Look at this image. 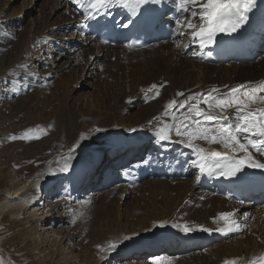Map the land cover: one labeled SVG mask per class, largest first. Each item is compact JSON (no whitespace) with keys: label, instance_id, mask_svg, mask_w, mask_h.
<instances>
[{"label":"bare ground","instance_id":"6f19581e","mask_svg":"<svg viewBox=\"0 0 264 264\" xmlns=\"http://www.w3.org/2000/svg\"><path fill=\"white\" fill-rule=\"evenodd\" d=\"M150 1L165 7H171L178 2ZM55 6L64 14L62 16L68 23L66 26H71L74 31L67 37L62 35V28L65 30V26L56 30L47 23L40 24L33 29L34 34L30 40L35 36L38 38L33 40L32 45L40 39L47 55L53 51L51 49L54 45L59 46L62 54L64 51L73 52L74 58L80 61L82 71L79 73L75 70L74 76L57 72L54 86L48 88L47 72L52 70L48 67L50 62L44 55H39L38 61L44 67V75L39 70L33 71V65L28 67L32 63L30 57L24 58L29 52L26 49L29 42L20 49V40L14 49L19 50L18 55L23 54V57L19 56L16 63L8 67L2 63L0 84L10 85V90L3 95L6 96L5 99L0 88V137L3 133L7 134L8 126L13 124L11 121L14 113L10 108L13 98L27 91L42 89V93L34 95L30 104L38 111L39 122L46 121L48 124V145L54 146L57 155L55 160L49 159L47 162L50 164L46 165L49 166L47 179L42 178L43 167H33L34 169H29V175L13 188V193L0 178V221L7 216L6 210H22L25 205H31V197L41 194L47 203L44 208L47 212L54 211L57 215L55 220L61 223L58 230L60 233L63 224L68 225L75 215L72 209L82 212L84 205H80V197L90 195L95 203L91 206V217L98 228L95 231V240L91 246L83 244L82 249L73 251L72 248L70 251V256L81 264H157L158 261L161 264H173L176 259L183 260V264H224L226 260L236 259L237 264H240L239 258L250 260L264 254V199L256 196L239 203L223 196L219 192L223 184H220L218 171L201 173L192 165V161L197 159L194 148H189L187 143H181V137L176 136L174 131L171 133V140L177 143L175 145H168L167 140H161L157 132L165 124L174 123L171 116L163 115L165 106L171 99L180 101L193 93L206 94L213 87L224 93L239 84L264 81V51L245 62L208 64L197 56L208 52L212 44L201 49L198 43H192L188 30L184 27L179 31L185 34H178L177 23L172 40L129 51L123 44L106 46L76 31L77 26L89 17L76 0H57ZM18 12L20 10H16L14 15ZM1 15L4 16V11H0V17ZM189 19H192L190 13H181L178 20L186 25ZM23 20V17L17 21L11 18L9 22L0 19V34H7L9 29L6 25L21 31ZM194 22L199 23L198 20ZM261 42H264V31L258 35V44ZM25 50L27 52L23 53ZM97 58L105 61L108 66L102 73L100 88L76 99V91L72 86L77 83L76 73H79V82L84 69L90 63L93 66V61ZM111 64L115 65L111 68ZM87 74L91 75L89 72ZM152 84L162 85L159 87L160 95H153L154 98L148 91ZM181 92L185 95L177 96ZM131 100H134L133 103ZM201 107L206 106L201 104ZM170 111L180 116L187 111V106ZM228 114L231 115V110ZM33 117L27 115L29 121ZM69 132L76 135L72 141V148H75L63 152L61 150L69 140ZM196 143L205 148L223 150L220 145H208L203 141ZM157 147L173 148L174 152L186 156L189 159L190 173L175 179L174 185L158 177L141 182L134 181V173L129 166L141 164L144 169L150 168L152 164H147L145 157ZM8 150L6 157L11 154ZM255 155L257 159L264 158L260 154ZM7 159L3 162H7ZM65 162L69 164V168L61 171ZM102 170L103 185L106 188L114 182L119 183L117 194L120 200L106 203L107 195L103 194L97 199L92 195L96 188L93 180ZM241 173L264 174V169L245 167ZM17 174L25 176L22 170H18ZM117 174L120 177L116 179ZM57 177L59 179L55 182ZM208 177L211 185L206 187L204 184ZM28 179L30 182L27 184ZM21 184L24 185L22 188ZM141 184H146L143 192L139 188ZM89 191L91 192L88 194ZM125 194L134 195L133 203L126 205L122 201L121 196ZM222 212H234L241 229L229 232L228 235L215 231L216 228L224 227L225 222L220 218ZM186 225L192 229L191 232L184 231ZM205 228L212 230L204 231ZM72 233L73 231H68L64 235L68 244L73 242L71 239L74 236H78L75 232ZM133 233L141 236L120 247H108L110 243L114 244V241ZM19 236L12 234L10 238L15 247L18 246ZM1 245H5V241ZM158 249L162 250L160 255L155 253ZM4 250L8 253L7 249ZM150 252L153 255L145 260ZM131 255H136L139 261H123ZM15 258L20 261L17 255ZM47 262L45 260L41 264ZM68 264L75 262L70 259Z\"/></svg>","mask_w":264,"mask_h":264},{"label":"rangeland","instance_id":"374dc122","mask_svg":"<svg viewBox=\"0 0 264 264\" xmlns=\"http://www.w3.org/2000/svg\"><path fill=\"white\" fill-rule=\"evenodd\" d=\"M56 1L57 0H0V11H4V16L2 17L1 15L0 19H5L9 22L11 18L16 21L21 17L24 18L21 31L17 30V28L14 26L10 28V26L6 25V28L9 29V31L6 35L0 34V73L2 63L5 64L6 67H8V65H14L13 63H16V59L19 56V58L23 57V54L18 55L19 50L14 49V46L16 45L18 40L21 41L19 44L20 49L23 48V45L25 43L27 44L29 42L27 44L28 47L26 48L29 52L26 53L27 50H25L23 53H26V56L24 55V58L30 57L29 59L32 63H30L28 67L33 65V71L39 70L41 72L40 74L44 75V67L38 61L39 55H44L45 59L50 62L48 67L52 68V70L47 72L48 76L46 85L48 88L54 86L57 79V72L59 74H65L67 76H74L75 70L80 73V61L79 59L74 58L73 52L64 51V53L62 54L59 46L54 45L51 49L53 51L50 52L49 56L45 54L43 50L44 46L40 39L36 41L34 45H32L38 38L37 36L33 38L34 41L32 39L30 40L31 35L34 34L33 29L35 28V26L44 23H47L49 27L51 26V28L54 27V29L56 30L62 28V26H65V30H63L62 28V35L70 37L69 35L74 31V29H72L71 26H66L68 23L66 20H64V16H62L64 14L61 13V10L56 8ZM16 10H20V12H18L17 14L15 13L14 15V12ZM24 34L26 36H24ZM261 52L262 49L259 48L256 55H259ZM93 62V66L90 63L89 65H87V68L84 69L85 71L83 70V77L79 79V82V73L77 72L75 75L76 82L78 84L74 83L72 86L76 91V99L81 95L85 97L90 92H95L98 88H100L102 73L108 68V66L106 65L107 63L102 59L97 58L94 59ZM114 65L115 64H111L110 67L112 68ZM88 72L91 75H88ZM8 86L10 85H4L3 83L0 84V88L1 90H3L2 97L4 94H6V92L10 90ZM41 91L43 90L41 89ZM41 91L40 89H34L33 91H27L24 92V94L22 93V95L15 97L17 99L13 98L10 105V108L13 109L14 113L13 120L11 121V123L13 122V124L8 126L7 134L3 133V136H7L0 137V178H2L3 182H5L4 184H6V186L10 188L11 193H13V188L17 186V184L21 183L22 180L29 175V169L32 170L34 169L33 167H43L41 169L42 178L47 179V171L49 170L50 166V164L47 162L49 159H51V161L55 160L57 155V150H54V146L50 147L48 145V136H50L48 124L46 123V121H42V123L41 121L39 122L37 114L38 111L36 109H33L32 105L30 104L32 102V98L35 97L36 94H41ZM150 94L151 97H154L155 91L150 92ZM133 101L134 100H131L132 103ZM27 115L28 117L34 116V119L29 121L27 119ZM29 129H31L32 131L28 132ZM26 132H28L29 135L33 136V139H10V137L13 135L19 137ZM69 133H67L69 140L65 143L64 147H62L61 150L63 152H68L71 151L70 149L75 148H72L74 145H72V141L74 138H76V135ZM45 145L48 147H45ZM7 150L11 153L8 157H6ZM5 158L8 159L7 162L4 163L3 161L5 160ZM48 164L49 166H46ZM18 170H22L25 176L18 175ZM103 175L104 172L102 170L97 178L93 180L96 184V188H94L95 195L92 194L94 198L97 199L105 194L108 196V198H106V203H109L111 200H120V196L117 194L119 193V183L114 182L109 185L108 188H106V185H103ZM119 175L120 174H117L116 177L119 178ZM58 179L59 177L55 179V182H57ZM29 182L30 181L28 179L27 184ZM170 182L171 185L176 184L175 180H170ZM144 185L146 184H141V186H139V188L142 189V192L144 189ZM23 186L24 185L21 184L20 188H22ZM90 192L91 191H89L88 194ZM39 195L42 197L41 194ZM121 199L124 203H126V205H128L133 203L134 195L129 194L128 196H126L125 194L123 197L121 196ZM92 200L93 199H90V195H84L83 197H80V205H84V207H82V212H77V209H72V212L74 211L75 215L68 225L63 224V230H61L60 233L58 230L60 229L61 223L60 221L55 220L57 215L54 214V211L47 212V209L41 206L40 203L43 202V200L41 201L39 196L33 197L31 199V205H25L22 210H20L19 208H10L6 210L5 212L7 216L4 218V220L0 221V259L3 260V264H41L45 260L48 261L47 264H68V260L70 259L73 260L75 264H81L80 261H77L75 258H72L70 256L72 255L70 251L72 250V248L73 251L75 249H82L83 244L91 246V243L95 240V231H97L98 228L95 227L96 224L91 217V209L93 208L91 206L95 204L93 203L94 200ZM1 217L2 215L0 210V220ZM73 220H75L74 223L72 222ZM68 231H73V233L75 232V234L78 235L74 236V238L71 239V241L73 240L71 244H68L66 237H64V235ZM12 234L15 236L20 235V240L17 244V247L12 244V240L10 241V238H12ZM139 236H141L139 233L126 235L128 239H118L117 241H114V245L115 247H120L123 244L135 241ZM3 241H5V245H1ZM220 244L221 241L218 242V245ZM4 249H7L8 253H6ZM159 252L161 254L162 250L158 249L155 252L157 253L156 255H160ZM151 254L152 252L148 253L146 255L147 257H145V260L150 259V256L153 255ZM15 255L19 257L20 261L15 258ZM117 255L119 256V254H115V256ZM113 259L112 262L114 261ZM131 259H136L137 262L139 261L136 255H131L123 261H130ZM156 263L158 264V262ZM159 264H161V262H159ZM173 264H183V260L176 259L175 263Z\"/></svg>","mask_w":264,"mask_h":264},{"label":"snow or ice","instance_id":"6c2138e0","mask_svg":"<svg viewBox=\"0 0 264 264\" xmlns=\"http://www.w3.org/2000/svg\"><path fill=\"white\" fill-rule=\"evenodd\" d=\"M148 2L149 0H76L90 18L114 5L135 12L140 4ZM254 7L255 0H178L175 5L176 11L190 13L192 17L186 25H182L179 20L176 21L178 34H185L179 31L184 27L188 30L192 43H198L200 48L204 49L215 43L218 33L231 34L241 28L247 22L248 14ZM196 20L199 23L194 22ZM211 55V52H207V56ZM31 75L36 74L31 73ZM159 87L162 85L152 84L148 91L152 92L155 89V96H159ZM184 95L183 92L177 93V96ZM201 104L206 107H201ZM186 106L187 111L180 116L170 111L176 108L184 109ZM229 110L231 115L228 114ZM163 115L171 116L174 123L165 124L157 129L159 138L171 140V133L174 131L176 136L181 137V143H187L189 148L196 150L197 159L192 161V165L201 173L218 171L222 176L231 177L245 167L264 169V158L257 159L255 155L260 154L264 157V81L255 84L249 82L247 85L239 84L224 93L213 87L206 94L193 93L180 101L171 99L166 104ZM28 132L19 137L13 135L10 139H33ZM196 141H203L208 145H220L223 150L205 148L199 146ZM68 168L69 164L65 162L60 170L67 171ZM220 218L225 222L224 227L216 228L215 231L226 234L241 229L234 212H222ZM72 222L74 223L75 220ZM184 231L191 232L192 229L186 225ZM108 247L114 248L115 245L110 243ZM239 260L240 264H264V254L259 257L254 256L250 260L245 258ZM0 264H3L2 259ZM224 264H237V260H226Z\"/></svg>","mask_w":264,"mask_h":264}]
</instances>
